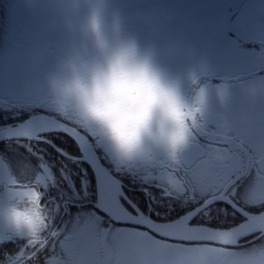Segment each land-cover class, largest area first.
Returning <instances> with one entry per match:
<instances>
[{"label": "snow or ice", "instance_id": "obj_1", "mask_svg": "<svg viewBox=\"0 0 264 264\" xmlns=\"http://www.w3.org/2000/svg\"><path fill=\"white\" fill-rule=\"evenodd\" d=\"M62 115L72 120L67 114ZM213 116L211 109L206 125L195 133L188 148L197 151L188 157L183 154L178 166L156 163L129 169L114 162L98 134L90 129L79 126L92 138L91 141L76 129L57 123L51 117L39 116L15 127L9 125L7 139L15 141L17 147L24 148L27 153V156L14 153L15 167L18 171L30 169L29 179L36 176L37 180L44 182V203L51 212L52 223L38 244H29L0 232V246L24 241L14 254L27 252V264L30 261L38 264H113V257L118 258L115 264H187L191 254L196 252L217 253L231 258L225 259L231 264H237L253 248L248 245H255L256 240L264 241V125L259 128L258 138H252L254 143L258 139L259 159L249 160L246 167L237 166L235 162L242 158L231 147L213 157L200 144V137H215L217 143H232L210 131L217 127ZM51 132L70 135L76 141L80 155L74 156L65 148L55 146L56 153L67 163L54 162L47 149L33 148V142L53 147L52 141L44 135ZM241 151H245L243 147ZM33 159L37 161L34 165L31 163ZM84 163L90 165L95 175L94 187L87 179V169L78 167ZM0 164L13 167L9 158L0 159ZM69 164L77 166L76 170L73 171ZM253 168L256 169V177L248 182ZM113 173L129 176L142 186L147 198L144 210L125 195L122 181L117 180ZM121 200L127 201L132 211ZM218 203L227 204L231 213L227 208H215ZM73 207L78 209L75 214L71 212ZM86 208L88 210L85 211ZM250 209H258V212ZM152 214L156 220L152 219ZM229 215L234 221L231 225L210 226L218 223L220 217L227 220ZM64 216L70 219L64 221ZM57 219L62 227L57 225ZM194 220L199 222L193 224ZM116 223L131 227L118 228ZM247 237L253 239L241 245L239 242ZM172 240L197 246L168 242ZM208 245L246 250L233 252ZM42 253L48 254L42 257ZM14 254L5 253L4 259Z\"/></svg>", "mask_w": 264, "mask_h": 264}, {"label": "flooded vegetation", "instance_id": "obj_2", "mask_svg": "<svg viewBox=\"0 0 264 264\" xmlns=\"http://www.w3.org/2000/svg\"><path fill=\"white\" fill-rule=\"evenodd\" d=\"M1 6L8 13L10 29H19L20 32L12 39L10 36L7 37L10 47L30 45L36 51L33 53L35 62L32 70L38 72L41 78V95L47 97L41 98V102L38 101L41 109L35 113L41 112L57 118L83 133L91 141L92 138L84 129L54 109L48 86L49 76L58 70L60 61L79 39L77 25L86 13V6L83 3L77 5L75 0H0ZM114 14L119 16L122 32L134 36L142 47H152L159 65L168 73L181 77L185 88L188 87L186 74L191 68L200 72L202 80L210 86L219 83H226L229 86L231 96L226 109L218 106L214 92L212 94L211 109L214 111L213 119L217 127L210 131L225 141L231 140L232 143H217L215 137H200V144L209 155L213 157L220 155L231 147L242 158L235 162L237 166L246 167L249 160H258V139L254 143L252 138H258L259 128L264 125V0H109L107 5L109 23ZM16 98L14 99L19 101L30 99L23 96ZM48 109H52L53 112ZM30 115L6 123H15ZM44 135L52 141L53 147L35 142L32 146L35 149H47L52 161L67 163L56 153L55 146L65 148L74 156L80 155L77 144L68 135L62 133ZM241 147L245 151H241ZM195 151H197L195 148L186 151L184 157ZM0 153L6 158L14 153L27 156L25 149L18 148L15 141L0 144ZM31 163L34 165L37 161L33 159ZM56 167H59V163ZM69 167L75 171L77 166L69 164ZM78 167L87 169V179L94 187L95 177L91 168L85 163ZM193 167L195 169V165ZM56 175L58 177L59 173L56 172ZM113 175L122 181L125 195L144 210L147 198L142 186L129 176L116 173ZM255 177L256 169L253 168L248 182ZM151 191L159 194L155 189ZM121 203L132 211L127 201L121 200ZM214 207L227 208L231 213V208L227 204L218 203ZM77 211L76 207L71 209L73 214ZM250 211L258 212V209ZM63 219L68 221L70 218L64 216ZM152 219H157L155 214H152ZM198 222L194 220L192 223ZM233 222L229 215L227 220L220 217L218 223L210 226L227 227ZM56 223L61 225L59 219ZM115 227L127 228L131 225L116 223ZM252 239L253 237H247L239 243L246 245ZM168 242L188 247L197 246L184 241ZM23 243L21 240L0 246V260L4 259L5 253L14 254ZM208 246L224 247L227 251L233 252L246 250L233 246ZM47 254L41 255L43 257ZM116 259L118 258L113 257V264ZM100 260L103 261V257ZM29 264L38 262L30 261Z\"/></svg>", "mask_w": 264, "mask_h": 264}, {"label": "clouds", "instance_id": "obj_3", "mask_svg": "<svg viewBox=\"0 0 264 264\" xmlns=\"http://www.w3.org/2000/svg\"><path fill=\"white\" fill-rule=\"evenodd\" d=\"M108 2L75 0L87 10L77 25L79 39L49 76L54 109L97 133L114 162L126 169L178 166L195 133L206 125L213 92L218 106L226 109L229 86H210L191 68L185 88L181 77L159 65L152 47L122 32L118 15L108 22ZM28 176L25 168L13 171L0 164V232L38 244L52 215L44 203V182ZM27 256H6L0 264H27ZM187 264L231 262L217 253L196 252ZM237 264H264V243Z\"/></svg>", "mask_w": 264, "mask_h": 264}, {"label": "rangeland", "instance_id": "obj_4", "mask_svg": "<svg viewBox=\"0 0 264 264\" xmlns=\"http://www.w3.org/2000/svg\"><path fill=\"white\" fill-rule=\"evenodd\" d=\"M0 7V124L25 117L36 111H40L38 101L46 98L41 95V78L37 71L32 70L35 62L33 53H36L30 45L26 47L13 45L10 47L7 37H14L19 29H10L11 24L8 20V13L5 8ZM10 31V33H9ZM20 33V32H19ZM12 35V36H11ZM21 49V50H20ZM18 97H28V99H17ZM15 98V99H14ZM14 103V104H13ZM16 106H19L17 108ZM53 112L52 109H48ZM6 158L4 155L0 159ZM13 161V171H18L15 167V156L9 157ZM31 175L30 169H25ZM264 241L259 240L255 247Z\"/></svg>", "mask_w": 264, "mask_h": 264}, {"label": "water", "instance_id": "obj_5", "mask_svg": "<svg viewBox=\"0 0 264 264\" xmlns=\"http://www.w3.org/2000/svg\"><path fill=\"white\" fill-rule=\"evenodd\" d=\"M39 116H45V117H51V116H49V115H47V114H44V113H38V114H35V115H32V116H30V117H28V118H26V119H24V120H22V121H20V122H16V123H12V124H6V125H0V143H2V142H5V141H10V140H8L7 139V132L10 130L9 128H8V126L9 125H11V126H13V127H15L16 125H18V124H21L23 121H27V120H29L30 118H36V117H39ZM54 121H56L57 123H64V122H62V121H60V120H58V119H55V118H53V117H51ZM64 124H66V123H64ZM68 127H70V128H73L72 126H70V125H68V124H66ZM75 129V128H74ZM78 131V130H77ZM79 132V131H78ZM51 133H62V134H65V135H68V134H66V133H64V132H51ZM47 134V133H46ZM80 134L81 135H83L81 132H80ZM69 137H71L70 135H68ZM83 136H85V135H83ZM72 138V137H71ZM73 139V138H72ZM74 140V139H73ZM75 141V140H74ZM75 143H76V141H75ZM189 150H191V149H189ZM188 151V150H187ZM85 164H87L89 167H90V165L88 164V163H85ZM91 168V167H90ZM92 170V169H91ZM94 174V173H93ZM94 177H95V175H94ZM177 241V240H176Z\"/></svg>", "mask_w": 264, "mask_h": 264}]
</instances>
